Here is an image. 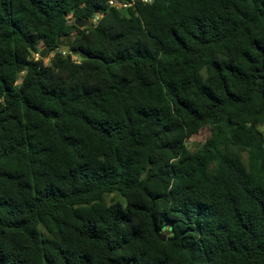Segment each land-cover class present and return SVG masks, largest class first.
<instances>
[{"label":"trees","instance_id":"trees-1","mask_svg":"<svg viewBox=\"0 0 264 264\" xmlns=\"http://www.w3.org/2000/svg\"><path fill=\"white\" fill-rule=\"evenodd\" d=\"M109 1L0 0V264H264V0Z\"/></svg>","mask_w":264,"mask_h":264},{"label":"water","instance_id":"water-1","mask_svg":"<svg viewBox=\"0 0 264 264\" xmlns=\"http://www.w3.org/2000/svg\"><path fill=\"white\" fill-rule=\"evenodd\" d=\"M87 24H88L87 22L78 23L77 28L82 29L83 27L87 26ZM76 36H77V33L69 35L66 38H59L57 40V47L71 50V54L73 56L79 57L81 59H88L90 57L89 54L85 53L84 51H82L80 49H77V50L72 49V47H73L72 40ZM52 48H53V44L47 46L44 50L41 51V53L39 54V58L44 59L46 57L47 52L50 51ZM157 236H158L159 240H161L162 242H165L166 239L168 238L167 235H163L160 232H157Z\"/></svg>","mask_w":264,"mask_h":264},{"label":"rangeland","instance_id":"rangeland-1","mask_svg":"<svg viewBox=\"0 0 264 264\" xmlns=\"http://www.w3.org/2000/svg\"><path fill=\"white\" fill-rule=\"evenodd\" d=\"M45 48H42L44 50ZM64 49V48H61ZM54 53L51 51H48L46 54V57L43 59L47 64L50 63L51 58H53ZM37 58H39V55H37ZM259 129L261 132L264 133V126H260ZM210 131L208 129L202 130L198 135L194 136L191 140L188 141L190 150L195 151L198 149L199 146H201L209 136ZM112 200H115L117 202H121L125 204L124 199L121 198V196L117 194H112L107 198V202H110Z\"/></svg>","mask_w":264,"mask_h":264},{"label":"built area","instance_id":"built-area-1","mask_svg":"<svg viewBox=\"0 0 264 264\" xmlns=\"http://www.w3.org/2000/svg\"><path fill=\"white\" fill-rule=\"evenodd\" d=\"M136 1H139V0H131L128 3H121L118 0H111V1H109V4H110L111 7H114V8H117V9H122V8L126 9L128 6H131ZM141 1H143V2H151V0H141ZM97 19H98V17H97Z\"/></svg>","mask_w":264,"mask_h":264}]
</instances>
